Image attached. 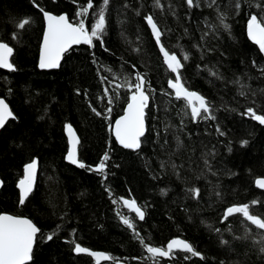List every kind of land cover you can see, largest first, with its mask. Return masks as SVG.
<instances>
[{
  "label": "snow or ice",
  "instance_id": "6c2138e0",
  "mask_svg": "<svg viewBox=\"0 0 264 264\" xmlns=\"http://www.w3.org/2000/svg\"><path fill=\"white\" fill-rule=\"evenodd\" d=\"M58 2L59 0H52L53 4ZM30 3L40 15L42 24L36 67L44 72L70 69L75 71L76 65L72 63L74 55L80 46H87L89 59L91 64L96 66L99 83L103 86L102 94L94 98L104 105L101 109L94 106V99L87 90L77 87L75 94L85 99L87 107L106 124L107 133L114 140H107L106 150L99 163L95 166L89 165L82 159L81 137L73 124L67 122L64 128L70 147L66 150V161L79 169L94 172L107 181L110 167H120L119 164H109L115 151V142L120 149L129 150L143 162L152 180L162 181L165 176H172L181 182L183 200L177 203V207L191 220L192 212L185 202L195 201L199 205L204 201L202 188L195 182L206 179L209 174L213 177L238 175L226 166L217 167V163H222L218 161L221 153L217 144H223L227 152L232 153L234 143L230 138L231 129L224 123L227 117L222 114H237L264 126V85L254 86V82H264V56H260L259 60H250L255 75L247 65L244 71H232L231 75L221 70L225 68L224 61L228 59L225 42L234 38V23L242 14H247L248 38L258 46L259 53L264 54V0H183L182 4H177L174 0H167V3L164 0H153L150 6L153 11L145 10L148 6L143 0L138 3L136 0H121L119 7L116 0H99V3L94 0H86L85 3L72 0L77 6L74 18L67 12L57 13L42 6L38 0H30ZM129 9L133 17L140 18L139 22L150 30V36L162 54L168 78L166 88L159 92L153 86L150 65L147 62L142 66L145 70H141L137 63L129 64V61L121 56L117 69L102 64L97 56L98 50L111 56L116 55L110 47V32L114 29L112 15L115 12L120 26L119 35L129 46L127 51L141 60L145 58L146 50L142 43H139L140 35L137 34L138 42L135 46H132L133 42L128 40L126 35V25L131 22ZM168 17L174 18L178 23L187 24H191L195 19V31L199 32V36L196 37L194 30L185 26L176 37L177 43L171 48L167 47L163 38L167 37L170 41L174 32L173 27L167 23ZM11 23L12 31L7 38L0 35V70H7L10 74L20 71L14 57L18 49L25 45L26 40L31 38L36 17H16L12 18ZM186 37V44H181L179 41ZM193 60L198 62L194 65L188 63ZM187 67H194L197 75L206 74L211 78L209 82L214 85L218 82L225 95L232 92V100L225 101L221 96L217 101L192 90L190 82L184 76ZM4 79L7 81L8 78ZM7 91L10 95L13 89L9 87ZM241 99L246 103L241 105ZM121 101L126 107L121 105ZM117 105H121L122 112L118 119H113V111ZM40 118L44 119V116ZM19 120L20 117L6 99L0 98V133L7 132ZM209 137H214L216 143H211L210 140L205 143ZM197 142L200 145V163L192 159L197 154ZM240 144L246 147L249 140L242 139ZM149 145H154L153 157L145 154ZM20 147L23 149L24 146ZM185 155L187 160L183 159ZM153 159L158 161V170L153 166ZM177 160L180 162L177 163ZM194 163L197 164L196 168L192 167ZM40 164V157L34 155L23 165L22 176L16 183L19 190L18 204L21 207L26 203L31 204L35 199ZM185 173L191 175L192 179L189 180ZM111 175L115 173L112 172ZM255 184L264 189V178L256 179ZM5 188L6 181L0 177V189ZM106 191L111 193V188L106 186ZM170 191L168 187L161 188L159 194L167 197ZM213 197L218 203L226 201L221 184L212 185L209 200ZM112 204L117 205L115 214L120 223L146 253L132 257L133 260H138L141 264H187L196 257L206 264V255L187 239L173 238L166 246H157L150 242V238L144 234L143 227L139 224L147 222L148 208L151 207L147 202L141 205L134 197H119L112 199ZM208 206L212 207V204ZM123 208L128 209L129 213L123 212ZM53 209L55 212L54 205ZM59 219L65 223L70 222L67 220V211ZM168 219L173 220V217L169 216ZM234 222L238 223L239 229L233 226ZM201 223L217 234L220 243L230 254L248 257L249 252H254L259 264H264V200L254 199L249 203H233L226 206L221 212L219 226L205 221ZM63 230L64 224L58 223L51 232L44 233L29 217L8 212L0 213V264H35L40 243L54 242ZM71 236L72 239L65 243L73 246L72 251L76 255L84 254L93 258L94 264H101L102 261L126 264V260L109 253L82 246L76 240L75 229H72ZM240 249H243V252ZM219 264H247V261L238 258L220 260Z\"/></svg>",
  "mask_w": 264,
  "mask_h": 264
},
{
  "label": "trees",
  "instance_id": "16d2710c",
  "mask_svg": "<svg viewBox=\"0 0 264 264\" xmlns=\"http://www.w3.org/2000/svg\"><path fill=\"white\" fill-rule=\"evenodd\" d=\"M38 2L57 13L67 12L74 18L77 6L72 3V0H59L58 4H53L52 0H38ZM85 2L86 0H80V3ZM94 2L99 3V0ZM143 2L148 6L146 11H153L150 7L153 0H143ZM164 2L167 3V0ZM174 2L182 4L183 0H174ZM120 3L121 0H116L117 7ZM183 12L182 8L181 16ZM25 15H35L36 24L31 31V38L26 40L25 45L18 49L14 57L20 71L10 74L7 70H0V96L9 102L11 108L20 117L19 122L13 124L7 132L0 133V176L6 181V188L0 191V213L28 216L41 227L44 233L51 232L58 223L64 224V230L60 232L58 239L54 242L40 243L35 264H94L93 258L84 254L76 255L72 251L73 246L65 243L72 239V229L76 230V240L82 246L109 253L126 260V264H141L132 257L146 255V253L138 242L131 238L130 232L120 223L115 214L117 205L112 204V199L119 197H134L141 205L145 202L151 205L148 208L147 222H139V224L154 245L166 246L170 239L182 237L206 255L208 258L206 264H219L220 260L228 261L238 258L246 260L247 264H259L254 252H249L248 257L230 254L220 243L217 234L209 231L201 221L219 226L221 212L226 206L233 203H249L254 199L264 200V190L255 184L258 177H264V126L246 117L241 118L237 114H222L227 117L224 123L231 129L230 138L234 143L232 153H228L223 144H217L221 153L218 161H222L217 163V167L226 166L238 175L213 177L209 174L206 179L195 182L202 188L204 201L199 205L195 201L185 202L192 212L191 220L181 208L177 207V203L183 200L181 182L172 176H165L162 181L152 180L143 162L129 150L120 149L115 142L113 143L115 151L112 153L109 164H119L120 167H110L109 179L104 181L100 175L70 165L65 159L66 150L69 147L64 128L67 122L73 124L81 137L82 159L89 165H97L106 150L107 140H114L107 133L106 124L87 107L85 99L75 94L77 87L87 90L93 99L102 94L103 86L99 83L96 66L91 64L87 46H80L74 55L72 63L76 65L75 71L71 69L41 71L36 65L42 24L40 15L37 14L30 0H0V35L7 38L12 31V18ZM157 15H159L158 12ZM128 16L131 17V22L126 25L127 38L133 42L132 46H135L138 42L137 34L140 35L139 43H142L146 50L145 58L141 60L127 51L129 46L119 35L120 26L115 12L112 15L114 29L110 32V47L116 55L111 56L98 50L97 56L102 64L114 66L117 69L121 56L127 59L129 64L137 63L141 66V70H145L142 66L147 62L150 65L153 86L159 92L166 88L168 78L166 66L162 62V54L152 40L150 30L139 22L140 18L133 17L131 9L128 10ZM246 20V13L237 18L233 29L234 38L225 42L228 59L224 61L225 68L221 70L226 71L228 75H231L232 71H244L246 65L251 69V58L259 60L260 56H264L259 53L258 46L248 38ZM167 23L174 29L170 41L167 37L163 38L169 48L177 43L176 37L185 26L192 28L196 37L199 36V32L195 31L197 23L195 19L191 24H187L178 23L174 18L168 17ZM179 42L186 44L187 37ZM197 62L198 60H193L188 63L194 65ZM212 62L215 63V60ZM251 71L253 75L256 74L254 69ZM184 76L190 82L192 90H197L217 101L221 96L225 101L232 100V92L225 95L220 90L218 82L214 85L209 82L211 78L206 74H195L194 67H187ZM4 77L8 78L7 81ZM261 85H264V82H254V86ZM9 87L13 89L10 95L7 91ZM245 103L242 99L240 100L241 105ZM121 105L114 108L113 119H117L121 114ZM94 106L98 109L104 107L95 99ZM41 116H44V119H41ZM242 139L249 140L248 146H241ZM209 140L211 143H216L214 137H209L205 143ZM20 145L24 146L23 149ZM153 147L154 145H149L145 149L147 156H154ZM199 152L200 145L197 142V154L192 158L197 163H200ZM34 155H38L41 160L38 191L34 193L35 199L31 204L26 203L21 207L18 204L19 190L16 183L22 176L23 165ZM183 159L187 160V155ZM179 162L177 160V163ZM153 166L158 170V161L155 159H153ZM196 166V163L192 165L193 168ZM112 172L115 175H111ZM185 175L189 180L192 179L188 173ZM214 184L222 185L226 195L224 203L216 202L215 197L209 200ZM106 186L111 188V193L106 191ZM165 187L171 189L167 197L159 194V190ZM209 204H212V207H209ZM121 210L126 214L129 213L126 208ZM65 211H67L69 223L59 219ZM131 215L134 216V214ZM169 216H172L173 220H169ZM233 226L239 229L237 222H234ZM240 251L243 252V249ZM101 264H112V262L102 261ZM187 264H205V262L194 257Z\"/></svg>",
  "mask_w": 264,
  "mask_h": 264
},
{
  "label": "water",
  "instance_id": "95a60500",
  "mask_svg": "<svg viewBox=\"0 0 264 264\" xmlns=\"http://www.w3.org/2000/svg\"><path fill=\"white\" fill-rule=\"evenodd\" d=\"M0 98H4V97H1V96H0ZM6 101H7V100H6ZM7 102H8V101H7ZM8 103H9V102H8ZM9 105H10V104H9ZM10 107H11V105H10ZM118 118H119V117H118ZM118 118H117V119H118ZM74 128H75V127H74ZM76 131H77V130H76ZM77 134H78V132H77ZM66 135H67V134H66ZM78 135H79V134H78ZM69 147H70V145H69ZM38 175H39V173H38ZM0 177H1V176H0ZM258 178H264V177H258ZM258 178H257V179H258ZM262 190H264V189H262ZM0 191H1V189H0ZM22 216H23V215H22ZM26 217H28V216H26ZM174 238H177V237H174ZM179 238H182V237H179ZM172 239H173V238H172ZM183 239H185V238H183ZM170 240H171V239H170ZM170 240H169V241H170ZM169 241H168V242H169Z\"/></svg>",
  "mask_w": 264,
  "mask_h": 264
}]
</instances>
